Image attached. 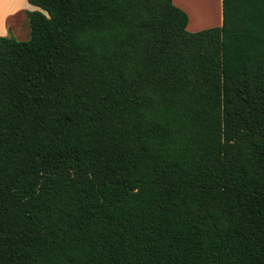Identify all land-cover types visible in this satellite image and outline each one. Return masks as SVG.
<instances>
[{"label": "trees", "instance_id": "1", "mask_svg": "<svg viewBox=\"0 0 264 264\" xmlns=\"http://www.w3.org/2000/svg\"><path fill=\"white\" fill-rule=\"evenodd\" d=\"M189 32L172 0H27L0 36V264H264V0Z\"/></svg>", "mask_w": 264, "mask_h": 264}, {"label": "rangeland", "instance_id": "2", "mask_svg": "<svg viewBox=\"0 0 264 264\" xmlns=\"http://www.w3.org/2000/svg\"><path fill=\"white\" fill-rule=\"evenodd\" d=\"M182 1L190 10L189 32L219 26L217 0ZM34 10L36 8L28 4L27 0H0V36L26 40L29 35L28 13Z\"/></svg>", "mask_w": 264, "mask_h": 264}, {"label": "crops", "instance_id": "3", "mask_svg": "<svg viewBox=\"0 0 264 264\" xmlns=\"http://www.w3.org/2000/svg\"><path fill=\"white\" fill-rule=\"evenodd\" d=\"M172 1L177 7H179L180 9H182L184 11H186L188 13L187 15H189L190 10L186 6H184V2L182 0H172ZM217 4H218L217 5V7H218V12H217L218 18L217 19L219 21L218 23H220L219 24V26H220L221 23H222V1L221 0H217ZM188 22H189V16H188Z\"/></svg>", "mask_w": 264, "mask_h": 264}]
</instances>
